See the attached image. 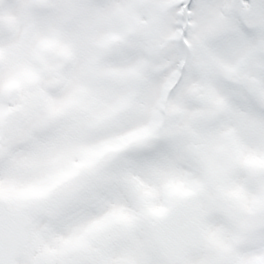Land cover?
<instances>
[{
    "label": "snow or ice",
    "instance_id": "obj_1",
    "mask_svg": "<svg viewBox=\"0 0 264 264\" xmlns=\"http://www.w3.org/2000/svg\"><path fill=\"white\" fill-rule=\"evenodd\" d=\"M0 264H264V0H0Z\"/></svg>",
    "mask_w": 264,
    "mask_h": 264
}]
</instances>
